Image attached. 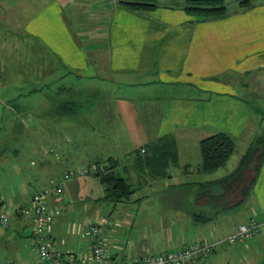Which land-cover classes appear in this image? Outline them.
<instances>
[{"label":"crops","instance_id":"0c3cea01","mask_svg":"<svg viewBox=\"0 0 264 264\" xmlns=\"http://www.w3.org/2000/svg\"><path fill=\"white\" fill-rule=\"evenodd\" d=\"M187 1L158 0L153 9L137 10L120 0H0V180L3 170L14 176L12 195H0V208L11 215L10 224H0V261L45 264L31 243V221L18 211L52 178L109 157L118 159L120 172L125 158L133 163L146 143L172 134L179 164L166 178L172 181L167 191L192 180L201 188L232 173L224 172L236 169L253 140L264 136V0L245 7L224 0L228 13L207 19L190 14ZM67 100L78 103L75 112L62 111ZM219 132L237 138V152L226 166L203 174L200 141ZM192 158L200 165L196 178ZM157 179L142 178L140 187ZM255 180L254 205L244 215L261 223L254 237L228 240L243 219L223 235L206 228L199 237V227H210L199 223L218 214L197 220L175 190L180 209L174 214H152L147 193L133 198V211L125 214H134V225L177 227L181 234L166 241L148 231L124 246L118 230L126 216L110 215L106 247L113 258L131 260L205 238L214 248L199 264H264V161ZM104 195L95 173L63 180L62 192L50 196L62 213L42 235L50 249L89 259V227L104 216Z\"/></svg>","mask_w":264,"mask_h":264},{"label":"trees","instance_id":"16d2710c","mask_svg":"<svg viewBox=\"0 0 264 264\" xmlns=\"http://www.w3.org/2000/svg\"><path fill=\"white\" fill-rule=\"evenodd\" d=\"M243 7L251 5L250 0H240ZM137 10H149L156 7L158 0H120ZM185 9L200 19L216 18L228 13L227 3L224 0H188ZM78 103L67 100L61 104L63 112H75ZM203 172H212L224 166L236 148L235 138L227 132H219L201 139ZM264 161V136H258L242 155L237 168L230 174L213 182L204 183L197 200L204 196L205 200H222L225 204L235 205L245 200L255 182L257 173ZM118 159L109 157L106 161L95 164V175L100 177L105 185L104 199L112 203L128 201L135 192L133 183L118 172ZM179 164V150L177 138L172 134L164 135L143 148L136 151L133 165L143 179L169 178L171 167ZM222 185L218 194L213 187ZM212 194V196H210ZM21 214V213H20ZM197 220H208L210 217L203 213H196Z\"/></svg>","mask_w":264,"mask_h":264},{"label":"rangeland","instance_id":"374dc122","mask_svg":"<svg viewBox=\"0 0 264 264\" xmlns=\"http://www.w3.org/2000/svg\"><path fill=\"white\" fill-rule=\"evenodd\" d=\"M251 3L254 2L255 0H250ZM228 5H230V3H227ZM237 141V138L236 140ZM240 143L241 140L239 141L238 139V144H239V148H240ZM13 146H10L9 148V152H8V156L9 158H13L14 157V153H13ZM237 152V151H235ZM192 164H191V168L189 169V172H191V178H196L197 176H200V173L198 172V167H200V165L195 164L194 163V159H191ZM226 166V165H224ZM223 166V167H224ZM189 167V166H188ZM121 169L120 173L124 176H127L129 179V182L133 183V187L136 189L135 193L132 194V199H130V203H126L127 201L124 202H120V204L122 205H118V207L113 208V204L112 202H103L102 205V209L104 210V216H109L110 215L115 219L117 217V215L119 216H126V220H127V225L123 226V227H118V235L119 237H121V240L124 241V246H128L129 244L127 243V240L130 238L131 244H132V240L136 241V240H140L141 239V235L142 234H146V232H149V235H157L158 237H160L162 240H166L169 239L171 237H176L179 234H181V232H179V229L176 227H165V226H158L155 225V227H143L139 224H135V216L133 215H126L125 213H128L127 211L132 210V208L129 207V204H133V198L136 197H140L142 194L147 193V198L150 199L149 205L151 207V212L152 214H159V213H164V214H174L175 212H177L180 208L179 203L174 199L173 197V191L178 190V193H180L179 195H181V200H182V209H189L192 208L193 210L197 211V213H203L208 215L209 213H217L218 214V219L211 221V222H200L199 225L202 224H207L210 227L204 226L203 227H199L201 229V233H199V237H204L201 235H204L206 233V228L207 230L212 228L213 230L219 231L221 233V235H223L224 233H227V228L228 226H230L232 223L233 224H238L242 219L243 222H247L249 219H245L244 215H248L249 211L251 209V205H254V202L252 203V196L254 195V184L252 185L251 189H250V193H249V197L247 196L245 198L244 201L237 203L235 205H228L225 204L224 202H222V200H219V202H216V199L212 198V200L214 201H210V200H205L204 196H202L200 198V201L197 200V196L198 194L201 192V188L199 185H197L196 183L193 182V180L186 185H182L181 187H174L172 190L168 189L171 185L168 186V182L170 181V183L172 182L170 179L167 182L166 178H161V179H157L155 180L153 186L150 187H140V182L139 180H142V176H140L139 172L137 171V169L134 167L132 161L128 158H125L123 161V164L120 166ZM223 170V169H222ZM225 170V169H224ZM235 168H232L230 170V168L228 169V172H224V173H230V171H234ZM203 172V171H202ZM203 174H205V172H203ZM78 176V175H75ZM74 177V176H73ZM141 178V179H140ZM256 181V180H255ZM14 182V176H11L10 174H8L6 172V170H3L2 172V179L0 180V195L3 197H10L12 195V188H11V184ZM174 185V184H173ZM215 193L218 194V192L220 193L222 190V185L221 184H217L213 187ZM30 191L33 192L34 191V187L31 186ZM167 195V196H166ZM210 196H212V194H210ZM213 197V196H212ZM128 208H130L128 210ZM157 208V209H155ZM244 212V213H243ZM86 215V213H84ZM254 214V213H253ZM80 217V214H76ZM255 215V214H254ZM102 217V216H101ZM101 217L99 218H95V221H99L101 219ZM247 217V216H246ZM254 218H256L255 216H253ZM79 219V218H78ZM257 219V218H256ZM113 220V219H112ZM133 225V226H132ZM113 226V225H111ZM109 226L106 231L111 227ZM190 229L186 228L183 230V233H189ZM199 230V229H198ZM203 230V232H202ZM144 232V233H143ZM217 232V234L219 233ZM219 233V235H220ZM258 234V233H257ZM140 235V236H139ZM210 235V234H208ZM216 235V233L214 234ZM226 235V234H225ZM207 236V235H206ZM211 236V235H210ZM200 239V240H199ZM198 240H204L207 241L205 238H199ZM25 240V239H24ZM211 240V239H210ZM1 241V239H0ZM208 242V241H207ZM129 247V246H128ZM1 250V247H0ZM150 252H162V250H151ZM1 251H0V258H1ZM126 257V256H125ZM125 259H130V257H126Z\"/></svg>","mask_w":264,"mask_h":264},{"label":"built area","instance_id":"2783aa9c","mask_svg":"<svg viewBox=\"0 0 264 264\" xmlns=\"http://www.w3.org/2000/svg\"><path fill=\"white\" fill-rule=\"evenodd\" d=\"M95 167H80L76 170L67 171L63 179L52 178L50 184L38 189L34 194L31 204L22 206L18 212L30 220L33 235L31 243L36 249L38 257L45 264H199L200 260L207 257L213 251L214 244L207 241H196L178 249H168L162 252H149L145 255L131 260H118L113 258L112 253L106 247V229L113 225V220L109 216H103L99 221L93 222L89 227V235L92 239L91 257L81 258L75 253L60 254L53 251L49 243L44 239L45 228L55 221L56 217L62 213L59 207H52L50 196L62 192V181L75 175H86L94 173ZM11 215L6 210L0 208V224L7 226L10 224ZM261 223L254 217L247 222H243L228 240L235 243L239 240L251 238L259 233ZM0 264H15L11 259H4Z\"/></svg>","mask_w":264,"mask_h":264}]
</instances>
